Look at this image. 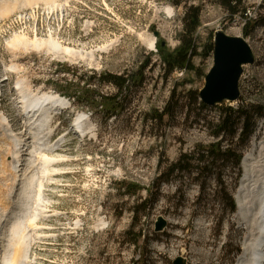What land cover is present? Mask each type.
Wrapping results in <instances>:
<instances>
[{"label": "rangeland", "instance_id": "374dc122", "mask_svg": "<svg viewBox=\"0 0 264 264\" xmlns=\"http://www.w3.org/2000/svg\"><path fill=\"white\" fill-rule=\"evenodd\" d=\"M24 1L0 12L4 81L0 114L16 134L24 130L19 80L33 92L55 93L70 104L50 121L52 143L61 142L54 151L45 152L57 159L48 172L43 173L35 159L43 148L32 144L35 164L28 172L37 177L18 232L19 236L28 232V242L32 241L25 264H174L178 258L187 264H237L250 231L238 215L243 160L264 142V118L249 146L241 150L243 177L238 182L234 161L214 163L215 176L219 174L223 184L213 175L190 182L175 178L159 188L157 180L182 155L193 153L198 145L217 142L206 123L217 125L222 107L207 106L197 118L194 114L189 118L187 110L193 103L192 92L200 93L214 65V50L204 54L214 45L216 31L243 37L256 57L253 65L244 67L240 99L224 106L264 105V0H248L246 16L236 17L216 0H57L58 8L53 9L43 1ZM190 7L201 9L202 22L195 35L194 69L170 74L159 48L171 54L181 46L184 15ZM24 14L31 16L24 18ZM21 39L45 43L52 39L65 48L92 52L96 62L72 60L47 48L24 50L14 44ZM145 65L144 84L130 85L122 95L113 85L92 80L94 74L130 79ZM89 89L119 96L118 114L82 100ZM196 108L191 105L189 110ZM165 112L172 116L156 119ZM195 112L199 114V109ZM81 113L93 129L85 136L74 128ZM201 118L205 120L200 122ZM10 147L0 140V223L5 216L3 197L14 182ZM38 193L45 199L46 217H38L37 231L29 219L40 207L35 204ZM226 195L235 200V213L228 211ZM159 217L168 223L163 232L155 231ZM36 234L42 237L36 239Z\"/></svg>", "mask_w": 264, "mask_h": 264}, {"label": "bare ground", "instance_id": "6f19581e", "mask_svg": "<svg viewBox=\"0 0 264 264\" xmlns=\"http://www.w3.org/2000/svg\"><path fill=\"white\" fill-rule=\"evenodd\" d=\"M31 1H35L34 3L37 1H43L47 5H50L52 9L57 3V0H25L24 2L30 3ZM17 2H19V0H0V12L3 13L9 10V8ZM55 6L57 7V5ZM28 16L31 15L24 14V18ZM51 40L46 41L45 43L39 42V40L28 42L21 39L17 40L14 44L15 46L23 47L24 50L33 48L40 51L47 48L56 55L68 56L72 60L96 62L92 52L84 53L65 48L54 40ZM151 46L155 47V43H152ZM10 69H13L14 71L16 70L14 66L10 67ZM8 70L9 69L7 68L6 71ZM3 82L4 81L0 76V90ZM17 85V90L20 95V109L24 113V130H21L16 134L8 118L5 115L0 114V140L8 142L14 150L12 154V159H14V163L12 162V165L14 166L12 167V173L14 177H12L15 179L12 178L14 182L10 186L7 194H5V198L3 197L4 200L2 201V207L5 209V216L3 219L4 221L0 223V264H25L27 260H29L28 251L32 241L28 242L30 240H28L26 236V233L28 232H23V234L20 233V236L18 235L19 229L22 228V224L25 223L24 221L23 223L21 222L24 217L23 212L24 209H27L26 206L32 198V189H34L33 187L37 177L34 171H28L31 170L33 167L32 165L35 164L33 163L35 159H38L41 163V170L43 173L48 172V169L50 168L49 166H53V163L57 162L56 158L45 153L46 151H54L61 142L58 141L56 144L52 143L50 139V121L56 112L66 110L69 107L68 105H70L66 98L58 94L33 92L23 80H19ZM88 121L89 118L85 113L78 115L74 121V128H76L77 132L83 136L92 133L93 131L90 126H87ZM26 135H31V137L25 138ZM26 139L28 140L26 141ZM33 141L43 149L38 153V157L33 159L34 161H31L33 156L31 152L33 147L32 144H34ZM21 145L28 147L27 151L23 154L17 152L18 147ZM253 146H255V144ZM255 147V150L251 149L244 157V177L242 174V186L240 187L237 197L238 215L242 219L244 225L250 230L249 236L245 242V252L241 257L239 256L240 258L237 264H264V142L257 143ZM10 151L12 152V149H10ZM39 187L40 189L43 188L41 185ZM35 204L38 206L40 204V207L36 210V213L30 217L31 219L29 220H31V223H29L35 230H37L38 225H36V221L38 217H46V210H44L45 199L41 198L39 193L36 197ZM16 206L17 209L15 210L14 208ZM22 214L23 217H21ZM4 223H7L6 226ZM104 224L106 223H103V225ZM23 230L24 228L20 231ZM41 237L42 235L36 234V239Z\"/></svg>", "mask_w": 264, "mask_h": 264}, {"label": "trees", "instance_id": "16d2710c", "mask_svg": "<svg viewBox=\"0 0 264 264\" xmlns=\"http://www.w3.org/2000/svg\"><path fill=\"white\" fill-rule=\"evenodd\" d=\"M216 1L231 17H236L239 14H245L246 16L245 6L248 0ZM201 25V9L199 7L188 8L184 15V35L182 37L181 46L177 51L171 54H167L165 49L160 46L159 53L163 59L164 69L168 73L172 74L176 70L184 71L194 69L192 57L197 55L198 49L195 35ZM213 50V45H210L204 56L211 55ZM146 67L148 66H143V70L136 72L133 77L130 76V79L114 74H94L92 80L99 84H111L119 91V94L122 95L125 91L130 90V85L142 86L144 84V69H146ZM60 90H62V92L64 91L63 89ZM192 96L193 103L190 102L189 108L191 105L199 106V108H196V110L199 109V114H196V110H189L187 107L189 118L192 114H194L196 118L201 117V111L207 108V105L200 100V95L198 93L192 92ZM97 98H101V101L97 102ZM118 98L119 96H103L91 89L85 90L81 96V99L88 105H99L107 110L111 109V115H116L119 112L121 103ZM81 99H79V101H81ZM221 107L222 112L218 118V124L206 123L208 129L212 130L211 133L217 139V142L208 146L198 145L193 153L182 155L177 163L163 169L157 180L158 188L162 183L170 182L175 178H179L180 181L185 179L190 182L201 181L203 179L207 180L211 175L216 177V179L218 177L219 183L223 184L221 176H219V174L215 176V161H234V180L238 182L242 178L241 162L244 154L241 153V150L249 146L257 131L258 123L264 118V105L249 103L243 104L238 108L224 105ZM165 116H172V114L165 112L164 116H158L156 119L161 121ZM201 119V121L199 120L200 122L205 120V118ZM224 199L225 202L230 205L228 211L230 213H235L237 209L235 200L228 195H226Z\"/></svg>", "mask_w": 264, "mask_h": 264}, {"label": "water", "instance_id": "95a60500", "mask_svg": "<svg viewBox=\"0 0 264 264\" xmlns=\"http://www.w3.org/2000/svg\"><path fill=\"white\" fill-rule=\"evenodd\" d=\"M214 65L206 76V84L200 91V100L207 106L232 104L240 99V81L244 67L253 65L255 54L249 43L240 36H231L223 30L214 34ZM167 221L159 217L155 224L156 232L167 228ZM174 264H187L178 258Z\"/></svg>", "mask_w": 264, "mask_h": 264}]
</instances>
